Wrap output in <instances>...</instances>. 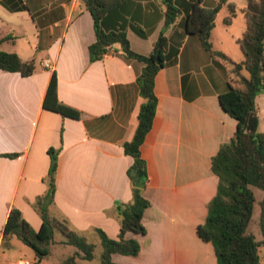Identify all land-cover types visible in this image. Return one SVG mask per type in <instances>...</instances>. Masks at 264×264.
Masks as SVG:
<instances>
[{"label": "crops", "instance_id": "1", "mask_svg": "<svg viewBox=\"0 0 264 264\" xmlns=\"http://www.w3.org/2000/svg\"><path fill=\"white\" fill-rule=\"evenodd\" d=\"M196 1L176 0L180 14L164 31V66L154 84L156 111L140 147L148 175L143 188L149 201L142 217L145 233L128 234L138 240L140 251L136 256L112 254L119 264H216L213 245L196 229L217 189L211 157L233 135L236 120L219 103L229 65L186 31L184 18ZM217 1L201 3L213 7ZM164 10L163 0H116L103 23L123 27L131 49L146 55L163 28ZM218 13L210 37L215 50ZM7 36L13 38L0 48L23 61L33 59L35 68L29 76L0 69V264H60L75 252L56 234L49 254L39 260L16 236L3 237L11 208L19 209L34 229L41 226L32 202L47 187L49 148L57 150L49 212L96 245L94 258H77V263L100 264L94 229L116 238L114 204L132 198L127 169L133 158L124 153L123 144L133 136L143 101L136 82L143 63L125 59L118 46L90 61L88 46L95 32L83 0H0V39ZM231 36L237 41V35ZM239 52L237 59L224 53L238 62L244 58ZM53 72L58 99L77 109L79 118L43 107ZM255 103L258 129L264 132V92Z\"/></svg>", "mask_w": 264, "mask_h": 264}, {"label": "trees", "instance_id": "2", "mask_svg": "<svg viewBox=\"0 0 264 264\" xmlns=\"http://www.w3.org/2000/svg\"><path fill=\"white\" fill-rule=\"evenodd\" d=\"M115 1L83 0L91 14L95 32V39L88 46L89 59H102L106 52L118 46L125 59H136L143 63L141 73L136 78L143 101L138 110L133 136L123 144L124 153L133 158L127 169L132 185V198L127 202L119 201L114 204L119 218L116 238L109 237L101 228L94 229L101 247L100 264H119L111 258L114 253L136 256L140 251L138 240L128 236L145 233L142 217L144 210L149 206V201L143 195L148 175L140 147L151 129L156 111L154 84L155 75L164 66L167 43L164 31L180 14V9L175 5L176 0H163V28L152 51L144 55L131 49L123 27L104 26V16L115 7ZM225 4L227 5V0H218L213 7H207L201 0H197L184 18L187 33L196 34L205 50L229 65L227 89L219 95V103L221 108L236 120L233 135L221 143L211 157V170L218 179L217 189L207 204L205 221L197 226L196 232L202 240L212 243L216 264H259V247H264V132L258 129L255 98L264 92V0H247L246 28L237 39L244 58L238 62L230 59L224 52L213 49L210 40L216 14ZM227 6L231 14L224 18L226 24L231 22L235 11L233 4ZM12 38H1L0 45L4 40ZM34 68L33 59L23 61L15 52L0 48L1 70L29 76ZM43 107L65 117L77 119L80 116L77 109L58 99L54 72L43 98ZM48 153L50 165L45 178L47 187L45 192L36 196L32 202L33 209L42 220L41 226L37 230L34 229L19 209L11 208L3 227V237L16 236L22 243L31 247L40 260L49 254L50 245L54 242L55 235L59 234L61 243L75 248V252L64 258L60 264H78L77 258L91 260L95 256L96 245L72 230L66 219L55 217L49 212L56 190L57 150L49 148ZM4 155L12 157L16 154ZM131 169L136 170L134 176L131 175ZM253 188L262 191L259 199L256 198ZM255 203L259 207L257 223L261 233L260 239H256L255 235L248 231Z\"/></svg>", "mask_w": 264, "mask_h": 264}, {"label": "rangeland", "instance_id": "3", "mask_svg": "<svg viewBox=\"0 0 264 264\" xmlns=\"http://www.w3.org/2000/svg\"><path fill=\"white\" fill-rule=\"evenodd\" d=\"M227 3L228 4L232 3L234 5L235 11L234 14L231 16V22L227 24L225 23V25H222L221 21L222 19L224 20L226 16L231 14L229 11V7L223 5L224 7L218 13L217 22H216L217 29L214 32L215 46L219 51L226 52L232 58L237 59L239 58L240 55L239 50L241 51V48L239 43L234 38H232L231 35L235 34L238 36V38H240L243 34V30L246 27V26L244 27V23L245 25L247 24V18L245 15L247 0H227ZM253 190L256 198H260V196L262 195V191L257 188H253ZM258 213H259V207L258 204L255 203L253 215L248 226V231L252 232L255 235L256 239L261 238V233L259 231L258 223H257ZM259 255H260L259 264H264L263 246L259 247Z\"/></svg>", "mask_w": 264, "mask_h": 264}, {"label": "built area", "instance_id": "4", "mask_svg": "<svg viewBox=\"0 0 264 264\" xmlns=\"http://www.w3.org/2000/svg\"><path fill=\"white\" fill-rule=\"evenodd\" d=\"M45 66H46V67H51L50 63H48V62L45 63ZM22 264H31V263H30L29 261H27V260H23V261H22Z\"/></svg>", "mask_w": 264, "mask_h": 264}, {"label": "water", "instance_id": "5", "mask_svg": "<svg viewBox=\"0 0 264 264\" xmlns=\"http://www.w3.org/2000/svg\"><path fill=\"white\" fill-rule=\"evenodd\" d=\"M136 174V170L135 169H131V175L134 176Z\"/></svg>", "mask_w": 264, "mask_h": 264}]
</instances>
